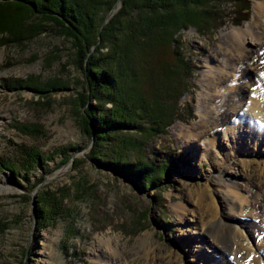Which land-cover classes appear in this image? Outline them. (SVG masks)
Masks as SVG:
<instances>
[{
    "label": "rangeland",
    "instance_id": "1",
    "mask_svg": "<svg viewBox=\"0 0 264 264\" xmlns=\"http://www.w3.org/2000/svg\"><path fill=\"white\" fill-rule=\"evenodd\" d=\"M256 2L264 0H220L212 4L216 14H208L207 27L191 25L178 31L180 48L194 67L177 101L176 117L163 132L144 141L141 152L148 156L179 153L176 165L153 187H143L133 176L90 158L93 138L85 132V106L81 107L78 96L81 92L85 98V72L74 62L75 48L51 22L39 33V17L26 14L23 6H17L23 12L10 10L0 23V264H93L95 251L100 253L104 247L98 238H117V248L128 253L147 233L167 253L164 258L174 256L182 264H192L198 234L191 213L195 208L207 210L205 203L197 205L200 197L211 210L199 213V232L212 241L213 204L219 197L213 170L220 153L203 136L195 140L185 136L190 128L202 130L209 121L217 136L224 138L228 105L264 91V47L247 44L246 50H254L244 61L234 49L239 44L234 40L238 29L264 33V11L255 15ZM114 6L115 12L119 0ZM161 61L171 63L172 58L167 53ZM247 66L251 69L245 70ZM217 74L225 78L220 88L210 85ZM22 148L38 150L44 160L35 155L27 159ZM64 148L69 157L61 163ZM262 149L253 164L264 161ZM128 153L137 157L134 151ZM231 162L230 167L243 168L242 158ZM259 174L257 170L246 173L244 191L258 221L264 217V191L257 195L260 187L264 190ZM58 204L61 210L54 215L51 210ZM248 208L244 204V214ZM253 218L257 220L242 219ZM263 235L251 234V243L263 245ZM244 247L238 259L249 264V244ZM263 254L264 250L257 253ZM257 255L250 260L256 261ZM227 263L232 264L230 259Z\"/></svg>",
    "mask_w": 264,
    "mask_h": 264
},
{
    "label": "trees",
    "instance_id": "2",
    "mask_svg": "<svg viewBox=\"0 0 264 264\" xmlns=\"http://www.w3.org/2000/svg\"><path fill=\"white\" fill-rule=\"evenodd\" d=\"M218 1L119 0V7L104 23L116 0H0V23L11 9L23 12L17 7L23 6L26 14L41 19L36 32L45 31L49 21L70 39L74 62L85 72V98L81 92L78 96L81 107L85 106V132L93 137L90 158L133 176L143 187H153L176 165L179 153L148 156L141 152L144 141L163 132L176 117L177 101L194 67L183 54L177 33L191 25L207 27L208 14H216L212 4ZM167 53L172 62L161 63ZM63 150L61 163L69 157L68 149ZM22 151L27 159L35 155L44 160L38 150ZM128 151L137 157L131 158ZM53 207L51 213L58 214L61 205ZM37 211L43 217L40 206Z\"/></svg>",
    "mask_w": 264,
    "mask_h": 264
},
{
    "label": "bare ground",
    "instance_id": "3",
    "mask_svg": "<svg viewBox=\"0 0 264 264\" xmlns=\"http://www.w3.org/2000/svg\"><path fill=\"white\" fill-rule=\"evenodd\" d=\"M261 10L264 11V3L256 2L254 4L255 15L261 14ZM234 35L236 36L234 40H239V44H236L234 49L241 54L240 56L243 61L246 57H250L251 50H254H246L247 44L252 43L258 47H264V33L262 32L255 33L250 29H238ZM243 46L244 48H242ZM246 69H251V66H247ZM217 76V81H211V87L220 88L221 84L225 81V78L220 74H217ZM243 89L244 87L241 86L240 91H243ZM244 96H242L238 104H229L226 108L224 117L226 129L224 128V133L227 139H224L225 137H218L213 126L208 123L209 121L203 122L202 130L194 127L190 128L189 134L185 136H188V140H195L197 137L203 136L220 153V161L215 164L213 170L218 176V180L215 181L216 188L214 192L218 193L219 197L217 203L213 204L215 207L213 216L215 224L213 225V235L210 237L212 241L202 238V233L201 231L199 232L201 225L199 213L201 211L195 208L191 213L192 218L190 220L195 227V232L198 234V239L196 240L197 251L193 255L192 264H228L227 261L229 259L232 264H245L246 261L244 259L243 262L238 259V254L244 252V249H246L244 247L245 242L249 244L247 249L249 252H247L250 259L253 255H257V253H261L264 250V244L255 247L250 240L251 234L260 236L264 234V217L258 221L257 216L250 207L252 202H249V199L244 194L246 187L245 175L250 170H257L260 173L259 183H264V161L253 164L254 161L252 160L256 156L258 149L263 150L262 146L264 147L262 144L264 143V131L257 128L264 127V91L259 90L247 98L246 96L244 98ZM236 157L242 158L243 168L230 167L232 164L231 161L236 159ZM226 165L228 166L225 168L224 166ZM228 167L230 168L228 169ZM2 190L3 192L9 191L7 188ZM261 191L264 190L260 187L257 191L258 196L261 195ZM202 198L204 197H200L198 202L196 201L199 208L203 205L202 203H205L203 208L211 210V205L209 206ZM244 204L249 207L246 214H244ZM180 208L182 209L181 211L186 212L183 206H180ZM207 210L201 213H208L209 211ZM243 216H254L257 220L254 221L253 218L249 222L243 220ZM138 240V247L131 249L128 253H121L115 245L117 238H98V241L104 247L100 253H96L95 251L97 256L94 258L93 264H182V261L174 256H170L168 259L164 258L167 253L165 254L157 246L151 233L139 237ZM241 240L244 242H241ZM257 258L256 261L249 259V264H264V254L262 256L257 255ZM226 259L228 260L226 261Z\"/></svg>",
    "mask_w": 264,
    "mask_h": 264
},
{
    "label": "water",
    "instance_id": "4",
    "mask_svg": "<svg viewBox=\"0 0 264 264\" xmlns=\"http://www.w3.org/2000/svg\"><path fill=\"white\" fill-rule=\"evenodd\" d=\"M113 12H114V8L110 9L108 15L106 16V19H108V17H109ZM106 19H105V21H106ZM92 138H93V137H92Z\"/></svg>",
    "mask_w": 264,
    "mask_h": 264
}]
</instances>
